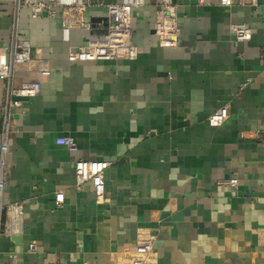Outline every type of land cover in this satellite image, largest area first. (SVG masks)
I'll list each match as a JSON object with an SVG mask.
<instances>
[{
    "label": "crops",
    "instance_id": "1",
    "mask_svg": "<svg viewBox=\"0 0 264 264\" xmlns=\"http://www.w3.org/2000/svg\"><path fill=\"white\" fill-rule=\"evenodd\" d=\"M174 1L171 47L153 31L159 0L134 9L135 60L69 57L101 39L105 7L88 8L93 29H71L68 42L59 16L19 10L32 59L17 66L14 85L40 90L15 111L8 135L1 202H18L22 219L18 241L0 245V264H131L142 242L145 264H264V0ZM12 12L0 0V45ZM234 22L250 28L249 41L234 42ZM3 94L0 81V104ZM222 105L224 122L207 124ZM62 136L77 151L57 144ZM79 158L110 163L102 200L92 182L76 188ZM232 177L236 187L225 183Z\"/></svg>",
    "mask_w": 264,
    "mask_h": 264
},
{
    "label": "built area",
    "instance_id": "2",
    "mask_svg": "<svg viewBox=\"0 0 264 264\" xmlns=\"http://www.w3.org/2000/svg\"><path fill=\"white\" fill-rule=\"evenodd\" d=\"M13 6L11 31L7 45H0V81L4 84L3 101L0 104V237H10L21 228L22 210L18 202L2 205V194L6 181L8 135L13 127V116L24 100L36 96L40 90L38 82L25 81L19 86L14 85L16 68L32 59V48L28 39L18 34V12L27 8L32 18L41 16L62 19L61 39L70 40V30L81 28L91 31L93 25L86 21L84 12L90 7H105L109 13V25L102 32L99 41L87 42L75 46L69 51V57L80 62L135 60L138 48L132 41L130 25L134 9L142 6L144 0H10ZM257 0H250L255 4ZM239 5L244 0H237ZM221 6H229L230 0H220ZM229 31L234 42H245L251 38V30L244 23H230ZM153 31L160 47H171L177 43L179 28L174 0H159ZM228 116L226 105L213 110L206 118L210 126L221 125ZM56 143L64 146L69 152L78 149L72 136L56 138ZM109 162L79 158L74 161V181L76 188H81L87 182L93 183L94 197L97 201L104 198V170ZM226 184L236 187L237 178L232 177ZM33 251L35 242L28 246ZM151 248L148 243H137L131 264H145Z\"/></svg>",
    "mask_w": 264,
    "mask_h": 264
},
{
    "label": "water",
    "instance_id": "3",
    "mask_svg": "<svg viewBox=\"0 0 264 264\" xmlns=\"http://www.w3.org/2000/svg\"><path fill=\"white\" fill-rule=\"evenodd\" d=\"M18 241V237L17 236H10V237H4L1 236L0 237V245H4V249L7 250L9 248V246L13 243V242H17Z\"/></svg>",
    "mask_w": 264,
    "mask_h": 264
}]
</instances>
